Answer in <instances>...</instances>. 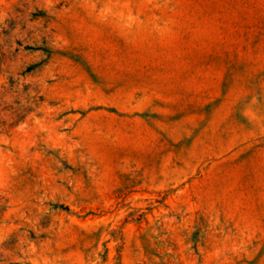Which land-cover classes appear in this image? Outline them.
<instances>
[{
  "label": "rangeland",
  "instance_id": "rangeland-1",
  "mask_svg": "<svg viewBox=\"0 0 264 264\" xmlns=\"http://www.w3.org/2000/svg\"><path fill=\"white\" fill-rule=\"evenodd\" d=\"M0 264H264V0H0Z\"/></svg>",
  "mask_w": 264,
  "mask_h": 264
}]
</instances>
